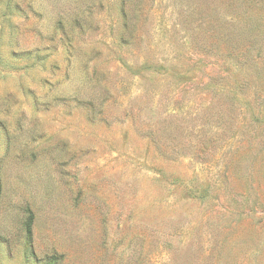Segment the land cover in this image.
I'll list each match as a JSON object with an SVG mask.
<instances>
[{
	"label": "rangeland",
	"instance_id": "1",
	"mask_svg": "<svg viewBox=\"0 0 264 264\" xmlns=\"http://www.w3.org/2000/svg\"><path fill=\"white\" fill-rule=\"evenodd\" d=\"M0 264H264V0H0Z\"/></svg>",
	"mask_w": 264,
	"mask_h": 264
},
{
	"label": "trees",
	"instance_id": "2",
	"mask_svg": "<svg viewBox=\"0 0 264 264\" xmlns=\"http://www.w3.org/2000/svg\"><path fill=\"white\" fill-rule=\"evenodd\" d=\"M32 223H33V214L31 212H29L28 217H27V219H26V221L24 223V231L27 234L31 233Z\"/></svg>",
	"mask_w": 264,
	"mask_h": 264
}]
</instances>
